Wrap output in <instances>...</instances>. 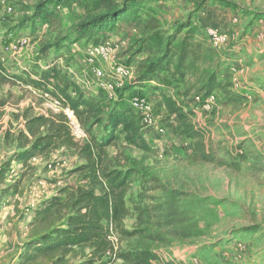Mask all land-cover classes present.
<instances>
[{
	"label": "rangeland",
	"instance_id": "1",
	"mask_svg": "<svg viewBox=\"0 0 264 264\" xmlns=\"http://www.w3.org/2000/svg\"><path fill=\"white\" fill-rule=\"evenodd\" d=\"M42 1L0 0V62L8 75L36 80L53 70L51 82L59 89L76 84L86 97L122 110L136 97L150 106L151 123L139 119L145 149L120 136L105 150L103 163L110 170L136 172L124 194L128 213L120 225L132 236L112 229L113 251L151 252L158 258L151 264H264V0H111L136 9L138 20L119 17L111 32L91 40H77V28L89 16L75 3L49 6L58 25L36 14ZM150 17L168 32L188 26L204 38L217 56L208 68L239 103L221 91L205 101L193 91L186 96L165 73L136 85L138 65L160 54L137 53ZM210 31L222 38L217 46ZM99 45L110 50L107 60L91 56ZM160 92L183 109V119L166 112ZM67 93L73 94L71 87ZM0 99V264H26L19 258L25 244L56 227L67 209L48 217L34 213L53 197L65 200L62 190L87 185L83 174L74 173L86 160L59 149L27 165L13 161L21 152L17 136L24 117L64 109L57 98L18 82L4 85ZM82 135L76 138L84 144ZM90 253L74 248L30 264H82Z\"/></svg>",
	"mask_w": 264,
	"mask_h": 264
},
{
	"label": "trees",
	"instance_id": "2",
	"mask_svg": "<svg viewBox=\"0 0 264 264\" xmlns=\"http://www.w3.org/2000/svg\"><path fill=\"white\" fill-rule=\"evenodd\" d=\"M75 3L89 18L77 28V40H91L103 37L115 28V21L121 17L125 21L138 20L136 9L127 6H114L111 0H43L36 7V14L45 13L60 25V20L49 6L63 7ZM112 6V7H111ZM111 7V8H110ZM103 11H105L103 13ZM145 36L139 40L138 54L151 57L138 65L136 85L142 87L146 82H153L154 75L167 74L182 85L183 94L193 91L202 101L212 97L215 91L223 92L230 102L239 103L227 86L223 84L216 72L208 68L216 59V51L204 38H197L195 30L181 26L174 32L162 29L155 17L143 22ZM174 73L183 75L175 78ZM53 70L42 72L36 80L30 76H10L0 62V92L7 84L21 83L25 86L57 98L62 109L68 108L74 115L88 141L84 144L74 137L69 122L62 112L33 117H24V131L19 132L20 153L14 160L27 165L35 157L65 149L81 155L85 166L74 173L83 174L86 186L76 187V191L62 190L65 200L53 197L44 202L42 209L34 213L35 217H48L53 211L59 213L67 209L64 218L56 227L38 236L24 246L20 260L30 264L35 260L60 253L66 255L74 248H89L90 258L82 264H111L119 259L130 264H151L158 258L151 252L116 253L110 246L108 235L114 228L120 229L121 221L128 213L124 194L134 180L136 172L128 169L110 170L103 163L106 148L115 143L120 136L130 146L145 149V142L140 133L141 126L135 112L122 110L118 104H105L102 99L88 98L76 84L59 89L52 84ZM52 86V90L49 87ZM72 88L73 94L67 90ZM66 89V90H64ZM166 112L183 119L182 108L172 98L160 92L158 95ZM3 101L0 99V106ZM96 129H100L101 132ZM11 162V160H10ZM126 236H132L119 230ZM110 255L108 261L102 260Z\"/></svg>",
	"mask_w": 264,
	"mask_h": 264
},
{
	"label": "built area",
	"instance_id": "3",
	"mask_svg": "<svg viewBox=\"0 0 264 264\" xmlns=\"http://www.w3.org/2000/svg\"><path fill=\"white\" fill-rule=\"evenodd\" d=\"M209 35L213 39V45L214 46H217L222 41V38L219 37L213 31H210ZM109 55H110V50L105 45H99L97 47H94L91 51V56H93L94 58L100 57L101 59L107 60L109 58ZM120 71L123 72L122 69ZM95 74L98 78L99 77L101 78L102 73L99 70H97L95 72ZM102 85H104V84L100 83V86H102ZM56 105L60 106V103L58 101H56ZM130 109L135 112L138 119H140V117H141L145 123H151V119L149 117L150 106L144 99H141L138 97L133 98L131 101ZM64 115L66 116V118L69 122V126H70L71 132L74 135V137L75 138L76 137H83L82 129L80 128L79 124H77V122L73 120V116H74L73 113L68 108H65L64 109ZM76 139H78V138H76ZM78 140H80V139H78Z\"/></svg>",
	"mask_w": 264,
	"mask_h": 264
},
{
	"label": "crops",
	"instance_id": "4",
	"mask_svg": "<svg viewBox=\"0 0 264 264\" xmlns=\"http://www.w3.org/2000/svg\"><path fill=\"white\" fill-rule=\"evenodd\" d=\"M90 98H91V97H90ZM94 98L96 99V98H99V97H97V96L95 97V96H94ZM100 99H102V98H100Z\"/></svg>",
	"mask_w": 264,
	"mask_h": 264
}]
</instances>
